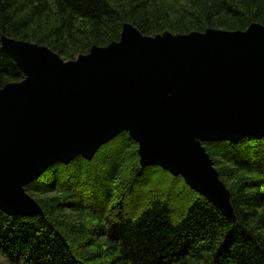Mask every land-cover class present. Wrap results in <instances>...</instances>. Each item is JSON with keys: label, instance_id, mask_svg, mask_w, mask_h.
<instances>
[{"label": "trees", "instance_id": "trees-1", "mask_svg": "<svg viewBox=\"0 0 264 264\" xmlns=\"http://www.w3.org/2000/svg\"><path fill=\"white\" fill-rule=\"evenodd\" d=\"M264 26V0H0V90L25 78L2 48L10 38L64 60L120 40ZM234 218L181 175L142 165L123 130L82 155L57 161L24 190L34 214L0 208V256L9 264H264V135L206 140Z\"/></svg>", "mask_w": 264, "mask_h": 264}, {"label": "water", "instance_id": "water-1", "mask_svg": "<svg viewBox=\"0 0 264 264\" xmlns=\"http://www.w3.org/2000/svg\"><path fill=\"white\" fill-rule=\"evenodd\" d=\"M2 48L25 78L0 90L1 209L41 212L28 182L126 130L142 165L181 175L234 218L202 142L264 135L263 25L146 36L126 24L119 41L71 60L10 38Z\"/></svg>", "mask_w": 264, "mask_h": 264}, {"label": "rangeland", "instance_id": "rangeland-1", "mask_svg": "<svg viewBox=\"0 0 264 264\" xmlns=\"http://www.w3.org/2000/svg\"><path fill=\"white\" fill-rule=\"evenodd\" d=\"M166 33H170V32H165L163 34H166ZM163 34H158V35H163ZM0 264H9V263L5 260V258H3L2 256H0Z\"/></svg>", "mask_w": 264, "mask_h": 264}, {"label": "bare ground", "instance_id": "bare-ground-1", "mask_svg": "<svg viewBox=\"0 0 264 264\" xmlns=\"http://www.w3.org/2000/svg\"><path fill=\"white\" fill-rule=\"evenodd\" d=\"M126 29H129L128 27H126ZM4 42L5 43H3V46L5 45V44H7V45H9L10 43H12V41H10V40H4ZM38 203V202H37ZM39 205V204H38ZM40 206V205H39ZM42 209V208H41ZM42 211V210H41Z\"/></svg>", "mask_w": 264, "mask_h": 264}]
</instances>
